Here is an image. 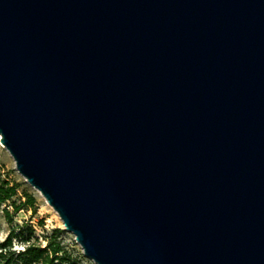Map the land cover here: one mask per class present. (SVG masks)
I'll list each match as a JSON object with an SVG mask.
<instances>
[{"label": "water", "instance_id": "95a60500", "mask_svg": "<svg viewBox=\"0 0 264 264\" xmlns=\"http://www.w3.org/2000/svg\"><path fill=\"white\" fill-rule=\"evenodd\" d=\"M0 141L98 264H264V0H0Z\"/></svg>", "mask_w": 264, "mask_h": 264}, {"label": "rangeland", "instance_id": "374dc122", "mask_svg": "<svg viewBox=\"0 0 264 264\" xmlns=\"http://www.w3.org/2000/svg\"><path fill=\"white\" fill-rule=\"evenodd\" d=\"M8 187H13L15 194L0 204V241L14 230L18 237L13 239L12 249L16 251L23 250L27 243L41 247L51 243V247L60 248V264H98L86 256L58 213L20 174L11 154L0 145V191ZM16 206L20 207L17 212Z\"/></svg>", "mask_w": 264, "mask_h": 264}, {"label": "trees", "instance_id": "16d2710c", "mask_svg": "<svg viewBox=\"0 0 264 264\" xmlns=\"http://www.w3.org/2000/svg\"><path fill=\"white\" fill-rule=\"evenodd\" d=\"M15 194L13 187H8L0 191V204L9 200ZM20 209L19 206L15 207V212ZM9 215L8 211L6 212ZM14 230H11L9 235L0 241V264H60L58 253L60 248L58 246L51 247V243L41 247L33 243H27L23 250L16 251L12 249L13 239L17 238Z\"/></svg>", "mask_w": 264, "mask_h": 264}, {"label": "bare ground", "instance_id": "6f19581e", "mask_svg": "<svg viewBox=\"0 0 264 264\" xmlns=\"http://www.w3.org/2000/svg\"><path fill=\"white\" fill-rule=\"evenodd\" d=\"M0 145H1L3 148H5V146L1 143V141H0Z\"/></svg>", "mask_w": 264, "mask_h": 264}]
</instances>
